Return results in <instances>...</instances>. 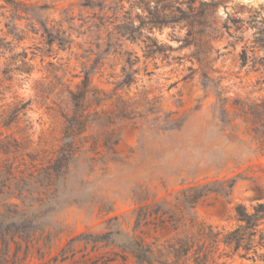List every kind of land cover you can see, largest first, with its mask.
I'll return each instance as SVG.
<instances>
[{
    "label": "rangeland",
    "instance_id": "374dc122",
    "mask_svg": "<svg viewBox=\"0 0 264 264\" xmlns=\"http://www.w3.org/2000/svg\"><path fill=\"white\" fill-rule=\"evenodd\" d=\"M15 1L26 5L19 4L17 11L0 0V144L8 135H28L33 151L41 137L58 139L62 118L51 101L61 87H76L87 76L90 87L158 96L161 114L173 112L182 124L159 132L126 126L116 146L118 160L102 168L84 154L72 164L59 186L60 208L43 217L52 225L51 256L72 236L104 231L115 215L121 228L131 231L140 202L173 203L179 190L197 182L237 179L229 198L212 194L193 209L199 220L219 228L238 224L237 204L252 210L264 202V154L243 122V103L264 99V0H95L96 7L87 0ZM142 1L157 6L161 18L173 11L172 16L185 19H168L153 33L145 26V34L173 48L165 51L167 57H146L144 36L135 42L122 36L127 17L138 24L137 12L146 15ZM190 5L199 20L194 27ZM178 8L185 12L174 15ZM194 39H211L206 63L191 57L196 47L188 43ZM129 71L133 82L122 83ZM16 108V122L6 126ZM174 235L166 228L151 230L147 238L164 242ZM229 261L251 263L239 257ZM28 263L40 261L29 258Z\"/></svg>",
    "mask_w": 264,
    "mask_h": 264
},
{
    "label": "trees",
    "instance_id": "16d2710c",
    "mask_svg": "<svg viewBox=\"0 0 264 264\" xmlns=\"http://www.w3.org/2000/svg\"><path fill=\"white\" fill-rule=\"evenodd\" d=\"M4 1L17 6V11L21 10L19 4L26 5L15 0ZM86 5L97 6L95 0H87ZM141 8L146 15L137 12L138 24L133 17H127L129 22L122 36L134 42L144 36L146 57L161 54L167 57L165 51L173 48L160 44L151 33L155 28L161 29L168 19L181 22L184 17L172 16L171 11L161 18L154 10L157 6L144 1ZM189 8V12H194L193 5ZM176 11L174 15L185 12L179 8ZM196 16V12L188 16L192 17L193 23H189L192 27L199 22ZM145 26H149L151 33H144ZM260 34V46L264 49V33ZM54 40L51 38L49 42ZM194 40L195 43H188L196 47L191 57L200 64L206 63L211 39ZM132 53L129 51L130 55ZM126 61L129 66L133 63L131 56ZM189 68L192 74L196 71ZM130 71L122 83L133 82ZM55 95L51 109L60 115L63 124L58 139L41 137L33 151L28 150L32 143L28 135L22 139L8 135L0 144V264H24L29 258H36L40 261L38 264H129L130 261L133 264H230L229 260L235 257L250 264H264V202L257 203L252 210L237 204L238 224L231 229L199 220L193 212L198 203L212 194L229 198L236 177L192 184L179 190L173 203L167 200L140 202L133 212L131 231H124L120 217L115 215L106 220L104 231H86L72 236L51 256L52 225L43 217L60 208L59 186L67 179L72 164L84 154L89 155L90 163L102 168L118 160L116 146L121 139V129L126 126L159 132L179 129L182 125L173 117V112L161 114L158 96H150L148 92L122 95L90 87L89 76L76 87H61ZM18 108L6 121V126L16 122ZM243 122L249 125L247 134L256 139L257 149L264 154V99L243 103ZM166 228H171L175 235L164 242L157 238L148 240L151 230Z\"/></svg>",
    "mask_w": 264,
    "mask_h": 264
}]
</instances>
